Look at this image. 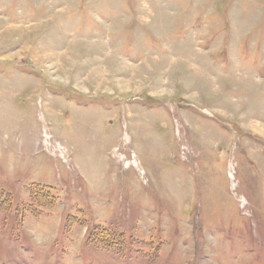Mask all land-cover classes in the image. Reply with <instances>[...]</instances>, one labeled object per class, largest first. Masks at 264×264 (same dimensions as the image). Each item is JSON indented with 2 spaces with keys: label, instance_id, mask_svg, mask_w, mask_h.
<instances>
[{
  "label": "rangeland",
  "instance_id": "1",
  "mask_svg": "<svg viewBox=\"0 0 264 264\" xmlns=\"http://www.w3.org/2000/svg\"><path fill=\"white\" fill-rule=\"evenodd\" d=\"M0 190V264H264V0H0Z\"/></svg>",
  "mask_w": 264,
  "mask_h": 264
},
{
  "label": "trees",
  "instance_id": "2",
  "mask_svg": "<svg viewBox=\"0 0 264 264\" xmlns=\"http://www.w3.org/2000/svg\"><path fill=\"white\" fill-rule=\"evenodd\" d=\"M35 194V193H34ZM33 196V194H32ZM37 196V195H36ZM36 201L37 198H36ZM11 207V197L9 194H5L0 191V208L1 209H10ZM92 242H100L102 245L110 250L117 251L114 249L118 245V242L123 240V235L117 233L116 231H109L107 229L98 228V231L95 236H90L89 238Z\"/></svg>",
  "mask_w": 264,
  "mask_h": 264
}]
</instances>
